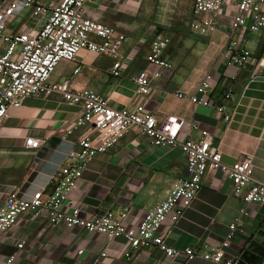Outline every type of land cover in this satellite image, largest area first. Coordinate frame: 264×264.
Masks as SVG:
<instances>
[{
  "label": "crops",
  "instance_id": "0c3cea01",
  "mask_svg": "<svg viewBox=\"0 0 264 264\" xmlns=\"http://www.w3.org/2000/svg\"><path fill=\"white\" fill-rule=\"evenodd\" d=\"M38 1L48 5L60 0ZM235 1L224 8V13H234ZM117 3L118 0H97L86 7L85 17L113 27L127 37L121 54H126L136 43L143 44L123 75L111 76L114 59L82 50L76 63H59L50 82L69 81L74 90L88 89L106 97L114 109H133L141 102L135 95L133 78L146 66L144 57L150 40L163 34H157L155 28L131 33L133 28L114 27L118 22ZM105 11L112 14L104 17ZM48 16L47 13L35 19L30 12H19L7 20L4 34L17 36L26 28L40 29ZM227 21L221 20V28ZM188 33L181 42L178 37L171 40L166 48L164 57L173 68L153 85L147 108L158 120L172 117L182 121L180 141L200 138L199 131L191 129V123L208 131L227 164L251 158L252 177L264 182V28L242 32L238 47L247 48L255 59L246 69L226 65L223 29L205 38L191 34L189 29ZM90 39L99 42L95 36ZM5 48L6 44H0V53ZM77 68L79 71L74 74ZM208 71L213 77L208 97L211 107L192 106L176 98L179 92L194 93ZM217 107H223L231 115L229 122L223 121ZM80 111V107L51 95L27 97L18 108L8 112L0 131V206L16 190L26 197L39 189L49 192L50 179L63 165L80 134L76 130L67 136ZM27 138L40 140L42 146L38 150L25 149ZM185 176L186 159L179 148L153 147L133 129L114 148L94 157L69 198L81 206L85 216L105 210L120 213L127 207L130 211L127 223L134 225L166 197L175 180ZM67 208L65 204L63 210ZM232 224L236 227L227 256L238 258L239 264H264V206L243 204L233 194L230 180L215 171L204 176L201 189L183 218L175 224L167 219L160 232L174 248H200L218 246ZM11 232L23 236L26 243L22 249H17L15 244H0V264H5L11 255L15 256L14 264H90L102 253H106V258L99 264H180L182 261V258L169 260L156 248L142 250L127 260L124 239L108 241L79 229L52 228L43 218L30 214L20 217ZM78 250H83L81 256H77ZM189 264L214 263L195 259Z\"/></svg>",
  "mask_w": 264,
  "mask_h": 264
},
{
  "label": "built area",
  "instance_id": "2783aa9c",
  "mask_svg": "<svg viewBox=\"0 0 264 264\" xmlns=\"http://www.w3.org/2000/svg\"><path fill=\"white\" fill-rule=\"evenodd\" d=\"M95 2L97 0H60L45 5L38 0H0V44H6L4 52L0 53V131L8 112L18 108L27 97L58 95L68 105L78 106L81 110L67 136L76 130L80 134L72 143L63 165L50 179L49 192L39 189L26 197L16 190L8 194L0 206V244H15L17 249H22L25 238L13 235L11 231L20 217L30 214L37 219L43 218L52 228L79 229L98 234L108 241L124 239L127 260L142 250L156 248L169 260L182 258L180 264H189L195 259L214 264H239L238 258L228 257L226 253L234 236V224L218 246L200 248H174L160 232L167 219L175 224L183 218L208 172L218 171L226 176L232 184L233 194L243 204L264 206V182L252 177L251 158L244 157L227 164L222 160L214 136L208 131L191 123V129L199 131L200 138L180 141L178 134L183 122L172 117L158 120L147 108L153 85L161 80L164 72L173 68L164 57L169 45L167 38L157 35L149 42L144 57L146 66L133 78L135 95L141 99L133 109H114L106 97L88 89L74 90L69 81L50 82L58 64L76 63L82 50L114 59L110 71L114 78L121 77L140 54L142 43L134 44L126 54H121L122 46L128 42L127 37L113 27L85 17L86 7ZM231 2L193 0L188 29L201 38L223 29L226 65L246 69L255 63V59L247 48L238 47L240 37L244 29L255 32L264 28V0H236L234 13L228 15L224 8ZM22 11L30 12L33 18L47 13L49 16L40 29L26 28L17 36L5 35L7 20ZM222 19L228 20L224 28H221ZM90 36H95L99 42L91 41ZM78 71L79 68L75 69L74 74ZM212 82L211 72H205L194 93L179 92L175 96L192 106L211 107L208 97ZM216 111L224 122L230 121L231 115L225 113L223 107H217ZM133 129L153 147L179 148L186 159V176L175 180L166 197L145 212L137 224L127 223L130 213L127 207L120 213L105 210L85 216L81 206L70 200V194L77 188L94 157L114 148ZM41 146L40 140L27 138L24 141L27 150H38ZM65 204L68 208L64 211ZM82 254L83 250L77 251V256ZM105 258L106 253H102L90 264H99ZM14 263V255L5 260V264Z\"/></svg>",
  "mask_w": 264,
  "mask_h": 264
},
{
  "label": "rangeland",
  "instance_id": "374dc122",
  "mask_svg": "<svg viewBox=\"0 0 264 264\" xmlns=\"http://www.w3.org/2000/svg\"><path fill=\"white\" fill-rule=\"evenodd\" d=\"M115 5L116 28H133L131 33L141 32L142 28H155L156 33L163 34L169 43L177 37L181 42V38L189 34L193 0H118ZM109 14L112 13L103 12L104 17Z\"/></svg>",
  "mask_w": 264,
  "mask_h": 264
}]
</instances>
